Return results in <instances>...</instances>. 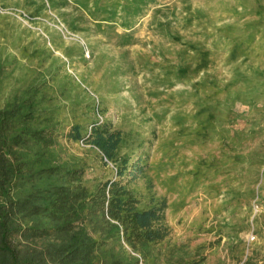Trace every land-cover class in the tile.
Listing matches in <instances>:
<instances>
[{"label":"rangeland","instance_id":"rangeland-1","mask_svg":"<svg viewBox=\"0 0 264 264\" xmlns=\"http://www.w3.org/2000/svg\"><path fill=\"white\" fill-rule=\"evenodd\" d=\"M102 2L0 0V105L38 80L63 123L105 119L126 151L143 143L150 167L128 186L166 199L156 264L173 244L199 264L264 263V0H145L125 23L105 17L124 0L93 15ZM56 149L88 179L114 177L83 140Z\"/></svg>","mask_w":264,"mask_h":264},{"label":"trees","instance_id":"trees-1","mask_svg":"<svg viewBox=\"0 0 264 264\" xmlns=\"http://www.w3.org/2000/svg\"><path fill=\"white\" fill-rule=\"evenodd\" d=\"M144 1L124 0L118 16L111 11L105 17L125 23L131 18L127 9L137 12ZM118 4L106 0L91 13ZM180 68L185 74L187 67ZM46 89L34 80L12 89L0 105V264H156L161 252L156 249L169 235L166 199L150 197L142 204L128 186L150 167L144 153L134 154L143 143L126 151L132 139L105 119L93 118L87 126L63 123L56 117L60 106L51 104L54 96ZM229 96L238 101L232 92ZM234 103L228 114L236 117ZM62 138L97 149L114 177L88 179L83 165L60 157L56 148ZM165 249V264L203 259L191 258L184 244ZM244 263L264 264L252 257Z\"/></svg>","mask_w":264,"mask_h":264},{"label":"built area","instance_id":"built-area-1","mask_svg":"<svg viewBox=\"0 0 264 264\" xmlns=\"http://www.w3.org/2000/svg\"><path fill=\"white\" fill-rule=\"evenodd\" d=\"M254 238V236H251V239H253Z\"/></svg>","mask_w":264,"mask_h":264}]
</instances>
